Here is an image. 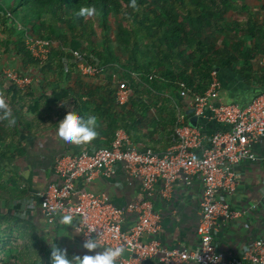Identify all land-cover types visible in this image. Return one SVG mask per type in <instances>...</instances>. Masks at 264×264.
Masks as SVG:
<instances>
[{
    "label": "trees",
    "instance_id": "16d2710c",
    "mask_svg": "<svg viewBox=\"0 0 264 264\" xmlns=\"http://www.w3.org/2000/svg\"><path fill=\"white\" fill-rule=\"evenodd\" d=\"M132 3L0 0V60L15 43L13 52L21 59L18 75L38 70V87L49 91L39 95L32 83L19 87L0 70V96L16 119L15 125L0 119V264H52V245L41 241L37 220L13 204L26 192L18 173L8 168V161L23 153L22 136L34 137L52 124L54 115L72 111L85 119L98 117L99 135L90 146L109 145L122 129L132 144L161 150L172 141L176 108L190 110L177 95L181 82L189 95H202L211 72L227 69L248 85L263 86L264 0ZM89 5L97 14L80 16L79 9ZM235 12L242 19L233 18ZM28 37L50 42L46 59L31 55ZM93 60L102 72L83 74L78 64ZM120 80L131 89L125 104L115 99ZM33 244L40 246L35 256Z\"/></svg>",
    "mask_w": 264,
    "mask_h": 264
},
{
    "label": "built area",
    "instance_id": "2783aa9c",
    "mask_svg": "<svg viewBox=\"0 0 264 264\" xmlns=\"http://www.w3.org/2000/svg\"><path fill=\"white\" fill-rule=\"evenodd\" d=\"M25 45L34 58H47L49 41L28 37ZM73 56L78 58L79 54L73 52ZM261 64L264 66V56ZM78 66L83 74L102 72L96 60L90 64L80 62ZM3 74L19 87H26L32 81L30 76L21 77L11 69L4 70ZM220 87L216 71L211 72L210 85L202 95H189L186 86L179 84L177 95L190 112H184L180 106L176 108L174 135L165 149L138 147L124 130L118 129L107 146H91L77 154L56 158L53 170L59 181L48 183L36 193L44 221L52 224L57 216L72 215L73 230L82 243L91 236L101 248L124 245L128 254L118 258L117 264H142L150 260L160 264H264L262 238L252 240L242 258L227 259L217 253L213 240L214 229L257 208L256 204H250L235 209L219 198L221 189L232 193L239 184L234 166L264 163V156L253 151V146L264 139V92L245 104L225 103L219 100ZM130 95L127 81H118L117 103H127ZM206 113L227 128L207 135L190 124L191 116L201 118ZM120 167L130 179L139 181L141 199L118 206L104 193L76 186L78 180L88 183L98 175L110 177ZM193 175H198L202 184L196 226L198 246L195 250L163 246L158 239L161 215L154 211L151 201L155 184L158 180L162 182L161 193L165 196L175 181L184 180L189 184ZM261 194L264 196V177ZM127 215L133 221L124 227ZM91 229L95 230L88 233Z\"/></svg>",
    "mask_w": 264,
    "mask_h": 264
},
{
    "label": "crops",
    "instance_id": "0c3cea01",
    "mask_svg": "<svg viewBox=\"0 0 264 264\" xmlns=\"http://www.w3.org/2000/svg\"><path fill=\"white\" fill-rule=\"evenodd\" d=\"M16 61L18 60L16 59ZM19 65L20 61H18ZM25 73H29L31 83L37 87L39 95L41 92L48 94V89L43 91L41 89L43 86L38 87L42 82V76L38 70L28 69ZM258 75L261 74L258 73ZM263 75L264 73L259 76L261 80H264ZM99 79L97 84H100L98 83ZM218 79L221 83L219 100L225 103L245 104L256 94L264 92V81L261 84L263 86L248 85L237 74L227 69L218 72ZM208 115L209 113H206L204 117L196 118L194 126L201 133L209 135L216 130L227 128ZM64 117L65 115H60L55 118L54 115L52 124L45 130L38 132L34 137L22 136L23 153L8 161V168L18 173L20 177L19 186L23 185L26 192L20 200L13 204L15 208L22 211L24 216L37 220L41 239L51 245L56 244L61 249H65L69 258L73 256L82 257L85 254L94 255L96 252L103 251V248L98 247L92 251L85 249L72 225H65L61 222L62 216H57L52 224L46 223L40 213L39 202L36 197V193L48 183L59 181L58 175L53 170L56 158L61 155H74L91 147L89 142L74 144L59 140L56 129L58 122ZM136 146L142 147L141 144H136ZM253 151L259 156H264V139L253 146ZM234 170L239 174V184L236 185L232 193L221 189L218 194L219 198L228 202L235 209L245 208L250 204H256L257 208L245 213L236 221H227L226 226L212 231L216 251L223 259L242 258L252 240L257 238L264 240V196L261 194L264 163L235 165ZM76 186L91 188L97 194L104 193L111 203L118 206L142 198L139 181L130 179L122 167L110 177L98 175L88 183L78 180ZM161 188L162 182L158 180L151 197L154 211L161 215L159 242L166 247L195 250L198 246L196 226L200 216L199 200L202 191L199 176L193 175L189 184H186L184 180L175 181L171 191L165 196L161 193ZM132 221L133 217L127 215L123 221V226H129ZM124 254L127 255L128 253ZM142 264L160 263L156 260H150Z\"/></svg>",
    "mask_w": 264,
    "mask_h": 264
},
{
    "label": "clouds",
    "instance_id": "9594fccd",
    "mask_svg": "<svg viewBox=\"0 0 264 264\" xmlns=\"http://www.w3.org/2000/svg\"><path fill=\"white\" fill-rule=\"evenodd\" d=\"M132 6L135 7V0ZM80 16L92 17L97 14V9L94 5L83 6L79 9ZM0 110H3L0 119L7 120L11 125L16 124V119L12 114V110L0 96ZM99 122L95 115L89 116L87 119L69 111L65 117L58 122L56 135L59 140L65 143L81 144L91 142L97 138ZM61 222L65 225H73V216L64 215L61 217ZM95 229L88 230L91 233ZM83 247L89 251L101 247L96 238L89 236L83 243ZM126 249L124 245L114 247H105L103 251L96 252L94 255L85 254L81 256H73L69 258L65 249H61L56 244L51 247L52 264H117L118 258L122 257Z\"/></svg>",
    "mask_w": 264,
    "mask_h": 264
},
{
    "label": "rangeland",
    "instance_id": "374dc122",
    "mask_svg": "<svg viewBox=\"0 0 264 264\" xmlns=\"http://www.w3.org/2000/svg\"><path fill=\"white\" fill-rule=\"evenodd\" d=\"M241 15H242L241 12L232 13V17L233 18L236 17V18L239 19L241 17ZM114 27H115V25H113V28ZM0 36L3 37V34L1 32H0ZM12 38H13V40H15L16 37L13 36ZM14 47H15V43L14 44H10L8 49H7V51L2 56V58L0 60L1 73H3V71L6 70V69H11V70L17 71V69H18V61H21V59L19 57H17V55H15V53L13 52ZM16 59L18 61H16ZM104 70H106V69H104ZM25 74H27V73H25ZM41 241L43 242V244H47L48 246H51L44 239H42ZM33 245H34V247H32V250H34L33 253H34V256H35V254H39L40 253V249H39L40 246H37V244H33Z\"/></svg>",
    "mask_w": 264,
    "mask_h": 264
},
{
    "label": "water",
    "instance_id": "95a60500",
    "mask_svg": "<svg viewBox=\"0 0 264 264\" xmlns=\"http://www.w3.org/2000/svg\"><path fill=\"white\" fill-rule=\"evenodd\" d=\"M189 112H190V110H189ZM189 121H190V124L194 126L195 125V122H196V116H191L190 119H189Z\"/></svg>",
    "mask_w": 264,
    "mask_h": 264
}]
</instances>
